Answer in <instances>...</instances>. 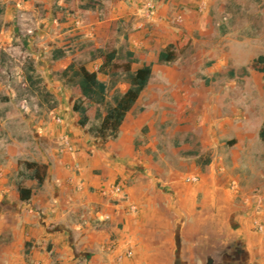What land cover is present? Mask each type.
<instances>
[{
	"label": "crops",
	"instance_id": "crops-1",
	"mask_svg": "<svg viewBox=\"0 0 264 264\" xmlns=\"http://www.w3.org/2000/svg\"><path fill=\"white\" fill-rule=\"evenodd\" d=\"M146 1L150 0H104L101 9L82 12L76 5L66 12L86 21L80 32L87 33L91 49L104 50L103 44L115 33L127 43V51L139 52L138 68L154 64L160 50L182 37V28L173 23L178 13L173 7L180 1L153 0L161 4L153 15L145 16L142 6ZM74 4H79L78 0ZM105 20L109 22L107 31ZM63 27L62 36L68 37L82 28L78 24ZM57 47L68 49L63 58L53 60L52 51ZM70 50L68 41L52 47L51 72L60 70L56 66ZM91 63L97 71L100 59ZM141 110V114L146 112ZM248 121H254V116L241 113L227 119L230 127L221 131L224 140L218 144L220 151L229 145L240 157L233 160V167L246 160L253 165L259 159L256 148L261 147V126L250 131L244 127ZM124 127L119 128L115 139L102 142L91 137L86 127L69 128L65 121H51L28 127L27 139L0 146L2 263L185 264L192 262L195 253H208L211 246H220L227 263L264 264V174L245 172L240 188L234 190L230 184L234 179L222 164L217 168L213 158L197 182L187 181L188 177L183 179L179 172L157 168L135 145L137 132L129 135ZM20 161L47 166L41 186L31 179L21 182L32 189L27 202L19 201L13 177ZM114 184L124 191L119 202L112 201L108 193ZM255 187L260 189L253 192ZM255 221L261 224L260 231ZM216 230L219 237L213 238L212 231ZM195 246L202 250H193Z\"/></svg>",
	"mask_w": 264,
	"mask_h": 264
},
{
	"label": "rangeland",
	"instance_id": "rangeland-1",
	"mask_svg": "<svg viewBox=\"0 0 264 264\" xmlns=\"http://www.w3.org/2000/svg\"><path fill=\"white\" fill-rule=\"evenodd\" d=\"M150 1L153 15L161 3ZM177 1L173 23L182 28V37L171 43L176 59L153 68L152 78L127 115L124 129L129 135L137 132L135 145L160 170L179 172L183 179L194 177L197 182V176L208 166L199 167L196 159L200 157L203 163L207 157L210 161L214 158L216 167L222 164L234 179L230 184L236 190L245 172L264 174V142L256 148L258 161L251 165L253 161L245 159L247 163L240 167L232 166L237 158L240 160L237 151H230L229 145L220 151L218 146L224 140L222 129L230 127L226 123L229 118L241 113L253 115L254 121L244 124L250 131L264 125V74L252 70L241 74L242 67L264 54V0ZM79 4L72 6L70 0H0V146L27 139L25 131L38 123L65 121L69 128L77 125V114L71 109L75 96L57 82V73L70 59L90 61L87 51L91 42L87 33L80 32L87 23L66 12ZM64 24L82 28L75 29L73 36H62ZM115 35L111 33L103 49H115L116 62L121 63L129 47ZM64 41L71 50L56 66L60 70L51 72L52 47ZM135 53L132 70L140 64L139 52ZM29 65L34 69L32 83L25 77ZM87 66L96 71L91 61ZM98 77L107 85V99L126 87L123 73L111 79L102 74ZM141 109L146 112L141 114ZM93 123L90 119L88 125ZM232 124L234 128L236 124ZM18 166L21 171L22 165ZM13 177L15 183L27 180L17 173ZM259 189L255 187L253 192ZM211 235L218 238L219 231ZM199 248L202 250L201 246L193 250ZM221 249L211 246L208 253L199 251L192 262L184 263L234 264L227 263L223 257L226 252Z\"/></svg>",
	"mask_w": 264,
	"mask_h": 264
},
{
	"label": "trees",
	"instance_id": "trees-1",
	"mask_svg": "<svg viewBox=\"0 0 264 264\" xmlns=\"http://www.w3.org/2000/svg\"><path fill=\"white\" fill-rule=\"evenodd\" d=\"M74 5L75 0H71ZM82 3L77 5L79 11L101 9L104 0H81ZM104 30L107 31L109 22L103 23ZM68 47H57L52 51V59L58 60L65 56V50ZM117 52L115 49L104 51L100 48L93 47L89 51V60L100 59V65L97 71H90L86 67V62L71 59L69 63L57 73L58 80L70 90L75 100L72 104V111L78 116L77 125L81 128H87L89 135L102 142L115 139L119 128L127 124V115L132 111L137 99L143 89L147 86L152 77V68L154 65H165L176 59V54L172 44L165 46L157 53V59L154 64H142L135 70H132L134 59L132 53L126 51L125 59L117 63ZM249 70L264 74V54L253 58L249 64L242 67L241 74L245 75ZM33 66L26 68V80L32 83ZM102 74L106 78L123 73L125 76L126 87L122 93H114L110 99H107V85L100 81L97 74ZM93 119L95 123L89 124ZM259 138L264 142V125L259 129ZM210 159L207 157L203 163L200 157L196 159L199 167H206ZM23 169L17 172L20 178L34 180L39 187L43 183L47 166L33 161H23L19 163ZM15 188L18 199L21 202H27L32 195V189L16 182Z\"/></svg>",
	"mask_w": 264,
	"mask_h": 264
},
{
	"label": "built area",
	"instance_id": "built-area-1",
	"mask_svg": "<svg viewBox=\"0 0 264 264\" xmlns=\"http://www.w3.org/2000/svg\"><path fill=\"white\" fill-rule=\"evenodd\" d=\"M154 10V5L151 3V1H146L143 3L142 6V12L145 16H149L151 15V13ZM187 181H191V182H195L196 178L194 177H189L186 179ZM109 195H110V199L114 202H119L121 200L124 199V191L123 188L121 187V185L119 184H114L109 188ZM107 217H102V220L106 219ZM256 230L260 231L262 229L261 224L258 222H254L253 223Z\"/></svg>",
	"mask_w": 264,
	"mask_h": 264
}]
</instances>
